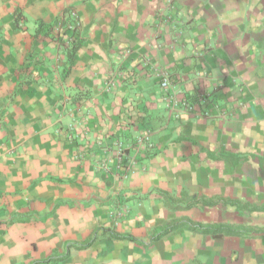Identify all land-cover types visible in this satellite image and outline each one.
<instances>
[{"label":"crops","instance_id":"1","mask_svg":"<svg viewBox=\"0 0 264 264\" xmlns=\"http://www.w3.org/2000/svg\"><path fill=\"white\" fill-rule=\"evenodd\" d=\"M0 264H264V0H0Z\"/></svg>","mask_w":264,"mask_h":264},{"label":"trees","instance_id":"2","mask_svg":"<svg viewBox=\"0 0 264 264\" xmlns=\"http://www.w3.org/2000/svg\"><path fill=\"white\" fill-rule=\"evenodd\" d=\"M51 30V27H49V26H46V24L44 23V22H40L39 23V26H38V31H37V34L39 35V34H41V33H43L44 32V30ZM49 32L47 31V33L46 34H48ZM81 45H82V41L81 40H76V41H74L72 44H71V46H70V48L68 49V57H69V59H70V61L74 58V56H75V54H76V52L80 49V47H81ZM180 225H183L182 223H179V224H175V225H173V226H171L170 228H168V229H166L165 231H170V230H174V229H177V228H179V226ZM194 229H202L203 231H205V232H215V231H220V232H222V231H226V232H233V228L232 227H230V226H224V225H222V226H218V227H216L215 229H212L210 226H202V225H200V224H195L194 226H192ZM164 231V232H165ZM68 254V253H67ZM66 254V255H67ZM48 261V260H47Z\"/></svg>","mask_w":264,"mask_h":264},{"label":"built area","instance_id":"3","mask_svg":"<svg viewBox=\"0 0 264 264\" xmlns=\"http://www.w3.org/2000/svg\"><path fill=\"white\" fill-rule=\"evenodd\" d=\"M165 88L168 87V81L167 80H164L163 81V84H162ZM135 143L139 146H143V145H148L150 144V133H145L143 135H139L135 138ZM118 155H119V165L121 166L122 165V161L124 160V158H126L125 156V148L124 146L119 143L118 144Z\"/></svg>","mask_w":264,"mask_h":264}]
</instances>
